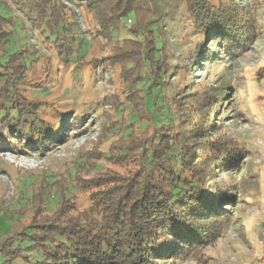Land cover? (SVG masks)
<instances>
[{
    "label": "trees",
    "instance_id": "1",
    "mask_svg": "<svg viewBox=\"0 0 264 264\" xmlns=\"http://www.w3.org/2000/svg\"><path fill=\"white\" fill-rule=\"evenodd\" d=\"M169 21L199 67L239 57L261 32L235 0H0V147L28 156L73 135L92 108L76 111L50 88L68 72L70 94L89 72L114 86L92 119L97 140L111 142L100 152L123 169L106 174L91 141L69 176L47 173L38 198L19 194L25 206L0 239V264H173L223 237L236 198L218 173L241 167V148L222 132L232 100L174 60Z\"/></svg>",
    "mask_w": 264,
    "mask_h": 264
},
{
    "label": "rangeland",
    "instance_id": "2",
    "mask_svg": "<svg viewBox=\"0 0 264 264\" xmlns=\"http://www.w3.org/2000/svg\"><path fill=\"white\" fill-rule=\"evenodd\" d=\"M169 1L165 0L166 3ZM235 3L238 7L253 12L261 32L254 37L245 53L235 59L226 58L214 66L207 65L206 60L201 62V67L195 66L197 54L184 52L187 47L181 40L182 27L177 28L169 21L171 24L168 26L167 39L174 60L188 68L196 83L201 80L205 85L217 89L224 96L222 100L231 98L232 101L222 110L225 123L222 132L230 141H235L236 147L241 148L238 161L240 170L218 173L217 177L218 182L231 184V192L236 198V205L223 237L213 245L199 250L195 256L187 255L173 261L168 260L173 264H264V3L258 10L252 8L249 0H235ZM181 10L182 7L176 8L178 16L181 15ZM97 54L99 49L95 47L91 55ZM88 73L84 74V84L70 94L66 93L73 82L68 72L60 79V86L55 83L50 88L52 95L55 94V100L58 99L56 97L60 100H76V111L92 108L73 135H70L73 127L68 129L71 131L64 130L60 143L51 149L29 150L28 156L14 153L8 146L0 147V207L3 209L0 210V239L13 227L14 220L17 219V214L13 212L25 206L19 194L31 193L38 198L42 193L44 175L47 173L55 176L53 180L62 179L60 176H69L67 171L70 172L75 165L74 159L78 150L87 142H94L91 145L94 146L92 153L98 156L99 160L96 162L103 166V170H108L106 174L123 173L119 165L104 158L111 142L104 137L102 142L97 140L101 132L100 119H92L101 106L98 103L103 102L104 95L111 93L114 86L110 85L107 76L103 82L99 78H88V81ZM83 172L82 176H88L86 169ZM76 194L79 208H87L88 194ZM54 201V198L51 199V207Z\"/></svg>",
    "mask_w": 264,
    "mask_h": 264
}]
</instances>
